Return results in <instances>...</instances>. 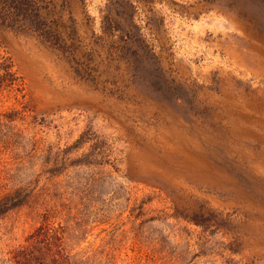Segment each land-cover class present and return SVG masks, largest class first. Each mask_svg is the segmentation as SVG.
<instances>
[{
	"label": "rangeland",
	"instance_id": "1",
	"mask_svg": "<svg viewBox=\"0 0 264 264\" xmlns=\"http://www.w3.org/2000/svg\"><path fill=\"white\" fill-rule=\"evenodd\" d=\"M29 3L0 0V264H264V0Z\"/></svg>",
	"mask_w": 264,
	"mask_h": 264
},
{
	"label": "trees",
	"instance_id": "2",
	"mask_svg": "<svg viewBox=\"0 0 264 264\" xmlns=\"http://www.w3.org/2000/svg\"><path fill=\"white\" fill-rule=\"evenodd\" d=\"M4 1H7L9 3H11L12 7L13 8H17V10H28L30 8V10L33 12L32 14V20L31 21H34L32 25L36 26L39 22L37 20V16L35 15V11L36 9L34 8L35 6L32 5L31 3H29V0H4ZM7 6V5H5ZM8 7V6H7ZM31 25V26H32Z\"/></svg>",
	"mask_w": 264,
	"mask_h": 264
}]
</instances>
